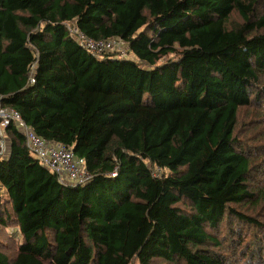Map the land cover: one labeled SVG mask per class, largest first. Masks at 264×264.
<instances>
[{"label": "trees", "instance_id": "obj_1", "mask_svg": "<svg viewBox=\"0 0 264 264\" xmlns=\"http://www.w3.org/2000/svg\"><path fill=\"white\" fill-rule=\"evenodd\" d=\"M0 105L91 175L9 122L0 264H264V0H0Z\"/></svg>", "mask_w": 264, "mask_h": 264}, {"label": "built area", "instance_id": "obj_2", "mask_svg": "<svg viewBox=\"0 0 264 264\" xmlns=\"http://www.w3.org/2000/svg\"><path fill=\"white\" fill-rule=\"evenodd\" d=\"M67 28L75 41L96 57L107 51H117L120 56H130L122 39L98 40L85 35L74 24L68 25ZM30 80L33 81L32 78ZM9 122L16 124L24 134L28 149L42 166L57 175L60 184L79 185L85 184L91 179L83 158L76 156L72 150L61 144L39 137L24 123L17 110L0 105V145L2 149L4 148V127ZM160 173L159 167L153 168L152 176H159ZM115 174L116 171H113L109 175L114 176Z\"/></svg>", "mask_w": 264, "mask_h": 264}, {"label": "rangeland", "instance_id": "obj_3", "mask_svg": "<svg viewBox=\"0 0 264 264\" xmlns=\"http://www.w3.org/2000/svg\"><path fill=\"white\" fill-rule=\"evenodd\" d=\"M255 136H256V131L255 130H252L251 128H250V130L247 132V141H249V140H254L255 139ZM4 138V147H6V145H7V139H6V136H4L3 137ZM256 140V139H255ZM0 141H1V139H0ZM1 188V187H0ZM2 190H0V194H2ZM7 231H8V233L12 236V237H14L15 239H20V234H19V231L17 230V228H15V227H10V228H8L7 229ZM12 243H14L15 244V242L14 241H11L10 240V242H9V244L11 245Z\"/></svg>", "mask_w": 264, "mask_h": 264}, {"label": "water", "instance_id": "obj_4", "mask_svg": "<svg viewBox=\"0 0 264 264\" xmlns=\"http://www.w3.org/2000/svg\"><path fill=\"white\" fill-rule=\"evenodd\" d=\"M0 187H1V185H0Z\"/></svg>", "mask_w": 264, "mask_h": 264}]
</instances>
